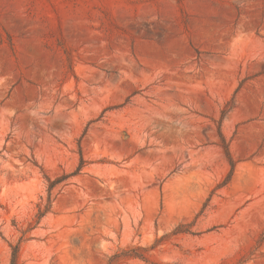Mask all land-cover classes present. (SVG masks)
<instances>
[{
    "label": "rangeland",
    "instance_id": "374dc122",
    "mask_svg": "<svg viewBox=\"0 0 264 264\" xmlns=\"http://www.w3.org/2000/svg\"><path fill=\"white\" fill-rule=\"evenodd\" d=\"M12 247L264 264V0H0V264Z\"/></svg>",
    "mask_w": 264,
    "mask_h": 264
},
{
    "label": "trees",
    "instance_id": "16d2710c",
    "mask_svg": "<svg viewBox=\"0 0 264 264\" xmlns=\"http://www.w3.org/2000/svg\"><path fill=\"white\" fill-rule=\"evenodd\" d=\"M231 165V162H230ZM63 179H65V177H60V178H56L53 181H49V185H48V198L46 201V204H39L37 206V213L35 214L34 217V225H37L39 223V221L41 220V218H43L45 216V214L47 212H49L50 208H51V201H50V193L51 190L53 189V187L57 184H59ZM12 253H11V260H10V264H18V248L17 247H12ZM135 257H142L140 254H135Z\"/></svg>",
    "mask_w": 264,
    "mask_h": 264
}]
</instances>
